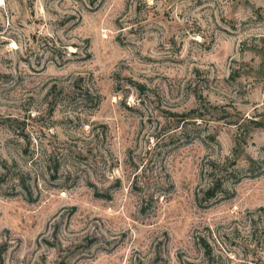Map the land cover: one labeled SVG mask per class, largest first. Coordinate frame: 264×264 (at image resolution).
Segmentation results:
<instances>
[{
	"label": "rangeland",
	"instance_id": "obj_1",
	"mask_svg": "<svg viewBox=\"0 0 264 264\" xmlns=\"http://www.w3.org/2000/svg\"><path fill=\"white\" fill-rule=\"evenodd\" d=\"M0 264H264V0H0Z\"/></svg>",
	"mask_w": 264,
	"mask_h": 264
},
{
	"label": "trees",
	"instance_id": "obj_2",
	"mask_svg": "<svg viewBox=\"0 0 264 264\" xmlns=\"http://www.w3.org/2000/svg\"><path fill=\"white\" fill-rule=\"evenodd\" d=\"M198 109H192L190 110L189 112L187 113H184V114H181L179 115V117L182 119V120H186V119H194V118H200L201 115L198 114ZM253 124L255 126H260L261 123H258L256 121H252ZM220 185H216L215 183L212 184L211 187H209L206 191V194H209L208 196L209 197H212L216 191H220Z\"/></svg>",
	"mask_w": 264,
	"mask_h": 264
}]
</instances>
